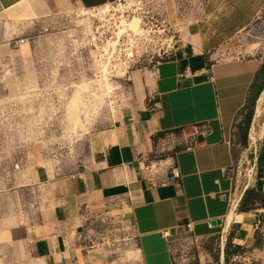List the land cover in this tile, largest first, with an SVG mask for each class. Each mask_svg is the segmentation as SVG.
<instances>
[{
  "label": "crops",
  "instance_id": "1",
  "mask_svg": "<svg viewBox=\"0 0 264 264\" xmlns=\"http://www.w3.org/2000/svg\"><path fill=\"white\" fill-rule=\"evenodd\" d=\"M112 1L0 0V14L25 2L31 12L67 13L73 2L89 8ZM162 1L180 31L173 59L153 76L134 74L110 125L92 134L81 170L65 177L36 170L0 194V264H115L107 250L81 240L90 217L111 202L121 207L125 229L133 226L125 256L138 250L134 263L179 264L172 235L191 223V236L231 234L246 263L264 264V207L238 210L248 188L264 193V179L240 192L232 172L237 118L264 63L248 48L223 53L258 18L264 0ZM186 68L189 75L178 79ZM149 162L157 166L145 172ZM172 165L179 184L166 182Z\"/></svg>",
  "mask_w": 264,
  "mask_h": 264
},
{
  "label": "rangeland",
  "instance_id": "2",
  "mask_svg": "<svg viewBox=\"0 0 264 264\" xmlns=\"http://www.w3.org/2000/svg\"><path fill=\"white\" fill-rule=\"evenodd\" d=\"M73 5L67 13H36L25 2L0 14V194L13 192L21 177L43 168H54L63 177L77 173L90 156L92 134L108 127L110 114L117 111L107 107L104 94L91 87L92 57L80 41L85 21L78 15L76 2ZM243 48L252 49L251 54L264 63V9L223 53L233 57ZM257 102L247 131L248 107L235 126L232 172L240 192L250 181L255 153L264 138V109L257 119ZM187 138H191L190 131ZM123 214L111 202L107 210L90 217L81 236L87 247L107 250L115 264H126V256L133 263L140 260L135 249L125 256L129 248L125 237L134 231L132 225L125 229ZM225 236L219 232L200 240L179 229L172 235L178 263L225 264L228 250L231 263L248 264L243 252L232 254V247L226 249L228 238L222 252Z\"/></svg>",
  "mask_w": 264,
  "mask_h": 264
},
{
  "label": "built area",
  "instance_id": "3",
  "mask_svg": "<svg viewBox=\"0 0 264 264\" xmlns=\"http://www.w3.org/2000/svg\"><path fill=\"white\" fill-rule=\"evenodd\" d=\"M77 12L85 21L80 41L92 57L91 87L104 94L110 109H116L131 90L134 74L155 75L162 63L173 59L180 43V31L171 24L162 0H115L89 8L79 6ZM189 73L186 68L177 77L183 79ZM257 158L256 152L250 181L244 189L256 177ZM156 166L149 162L144 171ZM181 179L179 167L172 165L166 182L179 184ZM185 232L193 233L191 223ZM129 237L134 238V232ZM225 242L226 237L221 242L222 252Z\"/></svg>",
  "mask_w": 264,
  "mask_h": 264
},
{
  "label": "trees",
  "instance_id": "4",
  "mask_svg": "<svg viewBox=\"0 0 264 264\" xmlns=\"http://www.w3.org/2000/svg\"><path fill=\"white\" fill-rule=\"evenodd\" d=\"M264 88V67L261 68L259 71L258 77H257V83L253 86V91L251 93V96L247 102V107L250 109L247 115V119L245 120V128L244 132L247 131L248 126L250 124V119L253 115V107L258 99L261 91ZM256 178L257 179H264V138L260 144L259 152H258V158H257V171H256ZM264 207V193L256 191L254 188H248L240 201L238 210L239 211H250L254 210L256 208H262ZM231 234L229 235L227 239V247L226 249H229L230 247L233 248L232 254H241L244 252V250L239 246H234L231 244L230 241ZM230 252L228 250H225V264H240V263H231L227 257L229 256Z\"/></svg>",
  "mask_w": 264,
  "mask_h": 264
},
{
  "label": "bare ground",
  "instance_id": "5",
  "mask_svg": "<svg viewBox=\"0 0 264 264\" xmlns=\"http://www.w3.org/2000/svg\"><path fill=\"white\" fill-rule=\"evenodd\" d=\"M263 109H264V89L262 90V93L260 94V97H259V100L257 102V107H256V114H255V117L257 119H259V117L261 116L262 112H263ZM258 122V121H257ZM255 125V124H254ZM264 127V121H263V125ZM254 127V126H253ZM262 127V129H263ZM261 129V128H260ZM255 132V131H254ZM258 133V132H257ZM263 133V130L260 132V135H259V138H261V135ZM256 135V134H255ZM262 139V138H261ZM250 140L253 142V144H255L256 142V138L253 137L252 133H251V136H250ZM249 144V143H248ZM251 148V147H250ZM232 217V213L230 214L229 216V219Z\"/></svg>",
  "mask_w": 264,
  "mask_h": 264
},
{
  "label": "water",
  "instance_id": "6",
  "mask_svg": "<svg viewBox=\"0 0 264 264\" xmlns=\"http://www.w3.org/2000/svg\"><path fill=\"white\" fill-rule=\"evenodd\" d=\"M261 93H262V92H261ZM261 93H260V94H261ZM259 97H260V96H259ZM258 100H259V98H258ZM211 223H212L213 226H214V225H220V224H221V221L218 220V221H216V222H211Z\"/></svg>",
  "mask_w": 264,
  "mask_h": 264
}]
</instances>
